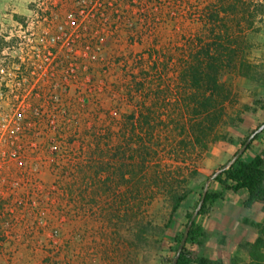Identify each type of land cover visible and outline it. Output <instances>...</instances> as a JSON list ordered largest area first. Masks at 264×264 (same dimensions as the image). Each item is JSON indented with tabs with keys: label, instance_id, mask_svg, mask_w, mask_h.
<instances>
[{
	"label": "rangeland",
	"instance_id": "374dc122",
	"mask_svg": "<svg viewBox=\"0 0 264 264\" xmlns=\"http://www.w3.org/2000/svg\"><path fill=\"white\" fill-rule=\"evenodd\" d=\"M256 100L264 0H0V264H168L174 197L264 123ZM208 234L214 264L250 262Z\"/></svg>",
	"mask_w": 264,
	"mask_h": 264
},
{
	"label": "trees",
	"instance_id": "16d2710c",
	"mask_svg": "<svg viewBox=\"0 0 264 264\" xmlns=\"http://www.w3.org/2000/svg\"><path fill=\"white\" fill-rule=\"evenodd\" d=\"M244 76L249 77L254 81L259 80L257 76H249V74H244ZM193 79L197 84L202 82L205 83V85L207 86V90L211 92V95H214L216 93L218 87L217 79L215 76L208 75L205 79H199L198 76L194 75ZM212 97L213 96H211L209 99H212ZM243 111L252 113H258L259 111L264 112V102L262 100H256L252 106H243ZM239 121L242 122L241 119H239ZM253 132H251L249 136ZM249 136L242 141L241 148L244 146ZM260 136L261 134L256 136V138L248 146L245 153L253 149L254 143L260 139ZM241 148L238 151H240ZM237 152L234 154V156L237 154ZM244 154L240 156L230 168L226 169L221 175L211 181L208 193L205 195L203 189L198 199L194 200V204H192V202H188L186 205H184V202L189 197L188 193L176 195L174 197L172 214L169 220V224L172 223L173 218L180 209H193L192 212H189L187 214L188 222L185 226V230H187V227L189 226L191 218L198 204L200 203V201H204L198 217L195 221H193L192 226L190 227V231L187 233V241L182 248V252L178 258L177 264H214L211 260L201 254V248L203 247L206 239V232L203 225L198 223L199 217H206L210 215L215 205L219 204L223 200V193L217 192L216 190H213L211 188L213 183H217L222 191H231L234 194H238L242 190H247L249 198L244 203V206L246 208H252L255 205H261L263 206L264 210V153L258 152L255 157L249 162L243 160ZM254 226L258 229L260 236L253 244H248L243 248L250 258V262L248 264H264V222L254 224ZM185 236L186 231L185 234H183V236L179 237L177 240L180 243V246L175 250V257L172 260H167L165 263H174L176 255L182 245V241L184 240Z\"/></svg>",
	"mask_w": 264,
	"mask_h": 264
},
{
	"label": "crops",
	"instance_id": "0c3cea01",
	"mask_svg": "<svg viewBox=\"0 0 264 264\" xmlns=\"http://www.w3.org/2000/svg\"><path fill=\"white\" fill-rule=\"evenodd\" d=\"M258 141L260 142V146H253L252 150L247 151L243 156L244 161H251L258 152L264 153L263 140L260 138ZM253 150L255 151L254 154L249 156ZM216 191L223 193V200L215 205L219 209L217 222L213 224L214 226H211L213 228L210 230V228L207 229L203 225L206 238L209 237L208 233L210 231L212 238L215 239L218 246L227 247L235 244L241 250L244 246L253 244L260 236L254 224L264 222L263 206L255 205L252 208H246L244 203L249 198L247 190H242L240 193L234 194L231 191H222L218 185ZM243 254V258H249V255L245 251Z\"/></svg>",
	"mask_w": 264,
	"mask_h": 264
},
{
	"label": "water",
	"instance_id": "95a60500",
	"mask_svg": "<svg viewBox=\"0 0 264 264\" xmlns=\"http://www.w3.org/2000/svg\"><path fill=\"white\" fill-rule=\"evenodd\" d=\"M264 132V123L258 128L256 129L250 136L249 138L247 139L246 143L244 144V146L241 148L240 151L237 152V154L223 167L221 168L220 170H218L213 176H211L208 181L206 182L205 184V187H204V194L206 195L209 191V185H210V182L213 181L214 179H216L219 175H221L226 169L230 168L235 162L236 160L242 156L245 151L247 150L248 146L251 144V142L256 138V136L262 134ZM203 203L204 201H200V203L198 204L192 218H191V221L189 223V226L187 227V230H186V236L184 238V240L182 241V245L176 255V258L174 260V263L173 264H177V261H178V258L182 252V248L184 247V245L186 244V241H187V233L190 231V227L192 226V223L193 221L196 220V218L198 217L199 213H200V210L203 206Z\"/></svg>",
	"mask_w": 264,
	"mask_h": 264
}]
</instances>
